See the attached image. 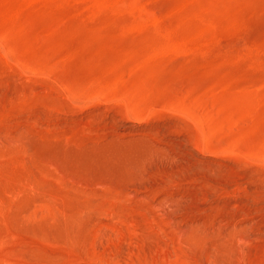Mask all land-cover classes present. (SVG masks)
<instances>
[{
    "label": "rangeland",
    "instance_id": "374dc122",
    "mask_svg": "<svg viewBox=\"0 0 264 264\" xmlns=\"http://www.w3.org/2000/svg\"><path fill=\"white\" fill-rule=\"evenodd\" d=\"M0 264H264V0H0Z\"/></svg>",
    "mask_w": 264,
    "mask_h": 264
}]
</instances>
